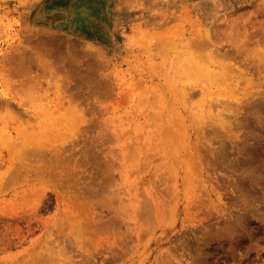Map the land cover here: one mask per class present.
<instances>
[{"label":"rangeland","instance_id":"1","mask_svg":"<svg viewBox=\"0 0 264 264\" xmlns=\"http://www.w3.org/2000/svg\"><path fill=\"white\" fill-rule=\"evenodd\" d=\"M45 1L0 0V113L39 132L33 107L11 99L27 74L9 57L38 74L36 49L70 74L47 153L21 154L11 127L12 145L0 137V264H264V59L250 54L264 0H172L111 40L54 32L37 16ZM233 20L252 49L225 37ZM212 27L239 76L212 81L222 68L179 42ZM46 81H33L40 96Z\"/></svg>","mask_w":264,"mask_h":264},{"label":"bare ground","instance_id":"2","mask_svg":"<svg viewBox=\"0 0 264 264\" xmlns=\"http://www.w3.org/2000/svg\"><path fill=\"white\" fill-rule=\"evenodd\" d=\"M76 2L77 0H46L39 7L37 16L39 17V19H42L43 21L48 23L50 28L54 30V32H57V33L67 32L70 34L73 33L74 35V32H71V31H74L75 29L70 30L71 27L75 28V26L73 25L75 24L74 21L78 20L76 24L79 21L81 22L82 19L84 20L86 19V21H88L87 16L83 14L84 12L83 5H85L86 3L76 4ZM69 3L76 4L77 7L69 10L67 9L69 6L68 5ZM210 5L209 3H206V2H203L202 4H200V9H201L200 11L203 17V19H201L200 22L203 25H205L204 22L207 23V21L210 18L214 17L213 15H211L212 13L209 12ZM85 12L89 13L87 11ZM90 12H91V9H90ZM80 13H82L81 17L77 15ZM80 18L82 19L79 20ZM90 19H91V16H90ZM211 20L212 21L210 22H214V19H211ZM65 22H68L70 26L71 25L73 26L71 27L68 26V28L65 30L62 28L66 25ZM223 24L233 29V33H230L229 35L235 36L236 40L232 41L227 36L225 37L229 41L235 43L234 48H236L237 51H241L245 49L250 50L251 47L249 45H251V43L249 42L250 41L249 34H247L245 25L242 26L243 29L241 30L239 26V22L236 20L228 22L227 24L225 23ZM261 28L264 30V25H262ZM97 30L99 31V27ZM75 35L78 36L77 34ZM217 35H218V31L216 27L206 28V29H202V31L198 34H193L190 32L183 33V35L179 37V42H183V43L185 42V44L187 45H193V46H198L200 48H203L204 49V52L202 55L203 58H206L210 63L217 64L219 67L222 68V71H220L219 73L213 72V74H211L212 81L222 82L225 80V78L228 75V73L226 72L227 70L231 71L233 75L235 73L236 75L234 76H239L242 72H239L240 74H238V72L235 71V70H241V69L239 68V65L229 61V60H234V56L230 53L229 50H226V51L221 50L219 43L215 41V38H217ZM78 37L84 38L86 40L87 39L91 40V38L82 37L81 35H79ZM254 43H255L254 49L250 51V54L253 56L257 55L259 57V60L262 61L264 59V55L261 53V50L259 49V45H263L264 40L256 39ZM21 54L22 53L19 52L18 55H13L11 58L10 57L8 58V61L10 63H14L15 65H17L16 70H14L16 73L23 74V75L27 74L25 76V80L20 84V87L17 90L16 96H11V99L15 100L18 97L19 105H27V106L33 107L32 110L34 113V118L38 120L36 123V126H38L37 128L39 129V132L33 131L35 124L31 123L27 119H22L18 114H16L8 106L5 108V111L3 113H0V123H2V127L0 129V137L3 138V142H7L6 145H9L10 143L12 145L13 138L11 137V131L9 129L11 127L15 130L17 135L19 134V136L21 137L20 141L23 143L22 148H20L19 152L23 155L27 154V156H30V155L40 156L49 151V149H47L48 145L46 146V139H48L49 134L52 132V128L54 127L53 125L57 123L59 120L55 112L60 110L61 108L60 106L62 105L64 101V96L67 95L65 90L62 91V88L64 86L66 87L70 86V76H69L70 74L69 73L66 75L60 74V71L57 68H55L51 60H47L44 53L36 49H34V53L31 55L29 62L32 64V66L35 67V69L37 68L39 73L32 74L33 72H31V70H29L28 68L27 69L25 68L24 65L26 63V59L23 56H21ZM260 55L263 57H261ZM45 77H47L46 82L48 83V86L44 87L43 89L44 91L40 96V94H38V89L39 87L43 88V85L42 84L40 86L34 85L33 81H36V80H39ZM249 80L250 79H247L246 81L251 83V80L250 81ZM51 89L56 90V95H57L56 97L60 100L57 99V103L49 107V104H43L42 100L43 98H45V96H48L49 90ZM9 95H10L9 87L7 91L2 90L1 97L8 98ZM66 100L69 101L67 98ZM8 136L11 138H8V140L5 141V138ZM59 153L61 152L58 151L57 154ZM38 167L41 168L40 166ZM38 171L39 170H37L36 173H38ZM42 173L44 172H41V174ZM70 230L68 229L69 232ZM73 234L77 235V232ZM53 262L54 261H52V263Z\"/></svg>","mask_w":264,"mask_h":264},{"label":"crops","instance_id":"3","mask_svg":"<svg viewBox=\"0 0 264 264\" xmlns=\"http://www.w3.org/2000/svg\"><path fill=\"white\" fill-rule=\"evenodd\" d=\"M76 4H85L83 5V14L87 16L89 22L83 19L84 23L82 25L80 21L76 24L78 20H75V24H73L75 28L65 22L66 25L63 28L66 30L69 26L71 27L70 30L75 29L71 31L74 32V35L77 34L95 40H111L122 33L121 29L127 30L135 22L143 21L151 24L157 19V16H164L166 14L165 4L176 5L179 3L172 0H77ZM76 4L69 3L67 9H74L77 7ZM77 15L81 17L82 13ZM88 23H91L92 27H88ZM97 27H99V31ZM81 30H83V34L78 32Z\"/></svg>","mask_w":264,"mask_h":264}]
</instances>
